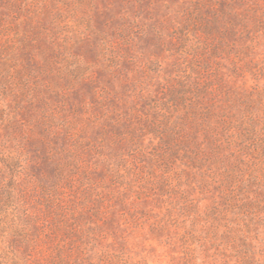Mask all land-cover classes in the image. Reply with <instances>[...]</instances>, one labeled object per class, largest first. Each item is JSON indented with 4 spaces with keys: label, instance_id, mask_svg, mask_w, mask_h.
Here are the masks:
<instances>
[{
    "label": "rangeland",
    "instance_id": "obj_1",
    "mask_svg": "<svg viewBox=\"0 0 264 264\" xmlns=\"http://www.w3.org/2000/svg\"><path fill=\"white\" fill-rule=\"evenodd\" d=\"M254 61L264 0H0V264H192L210 194L161 190L162 139L180 83L236 97Z\"/></svg>",
    "mask_w": 264,
    "mask_h": 264
},
{
    "label": "trees",
    "instance_id": "obj_2",
    "mask_svg": "<svg viewBox=\"0 0 264 264\" xmlns=\"http://www.w3.org/2000/svg\"><path fill=\"white\" fill-rule=\"evenodd\" d=\"M250 64L259 77L264 75V63ZM219 87L196 83L191 90L180 83L179 98L190 114L165 132L161 157L166 166L176 160L181 167L174 172L177 183L166 176L161 190L184 197L190 193L182 187L186 184L210 194L202 212L196 202L186 201L204 222L179 239L192 264H204L197 252L201 247L216 264H264V88L236 87V97L225 92L216 100ZM208 95L204 103L202 97ZM155 227L172 228L164 221Z\"/></svg>",
    "mask_w": 264,
    "mask_h": 264
}]
</instances>
